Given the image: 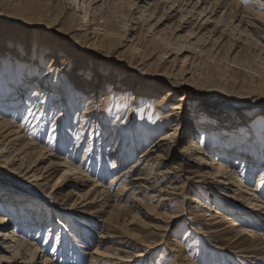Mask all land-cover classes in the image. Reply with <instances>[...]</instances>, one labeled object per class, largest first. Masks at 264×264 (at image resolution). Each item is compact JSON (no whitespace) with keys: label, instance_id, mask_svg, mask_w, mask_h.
<instances>
[{"label":"rangeland","instance_id":"374dc122","mask_svg":"<svg viewBox=\"0 0 264 264\" xmlns=\"http://www.w3.org/2000/svg\"><path fill=\"white\" fill-rule=\"evenodd\" d=\"M83 1L87 7L82 6ZM248 1L242 0V7L248 6ZM213 2L215 0H203L196 11ZM260 3L262 5L257 10L264 13V1ZM227 4L226 0H221L218 6L214 4L216 14L210 22L204 23L196 12L179 11L178 6H174L175 10L170 9L169 0H0V96H4L0 97V114L11 116V109L2 104L11 99L10 95L15 96V90L27 87L33 93L46 73L52 72L50 81H45L46 88L40 89L44 93L41 102H35L36 107L30 106L32 101L23 103V112L12 115L11 120L16 125L21 124L24 131L25 115L32 113L28 135L35 141H41L47 149L60 153L61 157L73 156L77 147L75 138L69 142L61 139L60 134L53 137L51 130L55 115H59L61 106H66V102L74 107L71 117L78 116L74 126H79L88 99L95 94L96 105L100 103L98 100L104 99L98 110L105 111L107 129L113 128L116 133L121 131L124 136L131 132L138 147L124 167L137 160L143 150L169 131L171 123L163 126L161 114L155 107L158 99L168 91V82L160 75L165 69L177 72L178 78L183 81L182 85L174 88L173 99L166 110L179 103L183 94L193 93V89H198L206 97L204 102L194 96L186 100L187 104L180 114L182 119L175 146L171 150L157 152L163 154L160 163L164 167L185 166L178 178L180 180L176 181L178 185H184L186 181L181 194L172 195L176 199L164 208L154 207L159 196L150 197L152 193L161 192L149 190L144 195L139 194L144 208H140L136 218H133L132 200L127 202V212L112 218L113 222L103 220L110 207L104 206L102 201L82 214L79 194L89 189L95 180L107 184L112 176L109 171L112 158L103 162L99 151L91 163L89 159L86 161L93 180L82 185L76 178L78 174L70 176L64 181L67 184L61 186L60 194L52 191L64 168L53 173L46 182L32 177V173L26 174L14 162L0 156V200L6 199L12 204L5 208L1 206L4 208L2 213H9L10 218L16 217L15 212L24 213L31 225L24 227L27 232L33 233L26 234V238L38 245L40 250L43 249L42 253L39 251L40 256L46 249L47 256H54L57 264H90L87 252L98 247L101 235H108L100 248L107 254L120 256V259H113L118 264L122 263V258L137 259L132 264H264L262 213L251 212L248 204L238 197L239 193L229 191L225 184L217 181L218 177L210 176L207 165L200 164V161L216 156L233 159L229 165L235 166L237 158L250 152L252 155L243 159L244 164L247 162L246 167L243 164L235 166L241 176H246L252 168L251 179L245 184L248 188L257 186L264 169V18L244 17L240 24L246 27L249 34L233 32L225 26L226 22H222L223 25L213 22ZM186 7L188 5L185 4L184 9ZM84 10H89L91 15L96 14L102 24L98 27L104 29L101 32L107 29L113 33L112 44L101 42L103 37L94 40V34L83 25ZM241 10L238 8L232 14L235 25L240 22ZM228 16L229 13L225 19ZM142 48L151 54L143 55ZM161 54L163 59L167 56L166 61L158 58ZM78 55L84 56L80 63L75 62L79 59ZM65 57L69 62L64 65ZM53 62L55 64L50 71ZM75 66H80V72L73 70ZM184 76L192 77V81ZM119 81L121 85L117 84ZM251 84L253 87H250ZM135 90L138 97L132 101ZM58 91L61 94L59 97L55 96ZM81 94H84L83 97H80ZM240 96H246L248 101L240 107H233L235 111L227 112L234 115L229 124L234 129L229 131L217 120L218 115L222 117L225 114L218 113L220 108L216 103L240 101ZM46 112L49 119L45 122L42 116ZM89 136L79 149L78 163L84 157ZM191 140L202 146L210 156L201 154L202 159L197 160L190 153L189 156L180 152ZM185 156L191 162L183 163ZM48 163L43 164L46 166ZM104 165L110 169L101 172ZM255 193L264 194V180ZM221 201L234 204V219L239 221V225L240 219L246 220L243 225L257 230L259 236L246 235L236 240L230 223H222L219 226L221 230L210 232L215 210H224ZM224 211L225 215L233 216ZM206 213L212 215L206 216ZM159 216L170 227L164 238L157 234L154 238L152 233L156 225L163 223V218H156ZM128 238L144 243L135 249L124 244L123 241ZM240 249H248L249 254L255 257L248 258L250 262L243 260V263L241 259L244 258L236 253ZM139 253H144V256L139 257ZM39 255L34 264H42ZM26 260L11 252L0 260V264H29Z\"/></svg>","mask_w":264,"mask_h":264},{"label":"bare ground","instance_id":"6f19581e","mask_svg":"<svg viewBox=\"0 0 264 264\" xmlns=\"http://www.w3.org/2000/svg\"><path fill=\"white\" fill-rule=\"evenodd\" d=\"M169 1L171 2L170 9L175 10L174 6H178L179 11L186 10L189 14L192 12H196L199 20H204L203 22L207 23L210 22L209 20H211V18L214 17V14H216L215 12L216 8L213 7V5L215 4L216 6H218L221 0H215L213 4L210 3L209 6L207 4L206 6H203L201 9L197 11L196 9L203 4V0H196L195 3H193V0H169ZM223 1L225 0H222V2ZM226 1L228 3L226 9H224V11H222L218 17H215L213 19L214 20L213 22H216L217 24H222V22L224 23L226 22L225 26L229 27L233 32L237 31L240 34H242L243 32L245 34L248 33L246 27H242L241 25L244 17H249V15H253L252 17L253 18L255 17L256 19L264 18V13L257 10L258 7H261L260 5H262L260 3L261 0H249L248 6L246 5L245 7H242L243 5L242 0H226ZM84 4L85 1L82 2L83 7L86 6V4L85 5ZM102 4H104V2ZM185 4L188 5V7L184 9ZM225 4H223L222 6L225 7L224 6ZM238 8L240 10L242 9L240 11L241 19L239 24L235 25L232 14L235 13ZM93 12L96 13L95 11ZM84 13H85V19L83 21L84 23L83 25L87 27L88 31L90 30L89 31L90 33L94 34L93 36L94 40L97 41L98 38L103 37L101 39L102 40L101 42L106 44L110 42L112 44L111 36H113L112 35L113 33L111 34V32H109L107 29H106L107 31L105 30V32H101L104 29L101 30L98 27V26L101 27L102 24H100L101 21L96 16V14L91 15L89 10H84ZM228 13L230 16H228L225 19L226 14ZM209 14L211 15L208 16ZM142 53L143 55L151 54L148 53L147 50L144 48H142ZM78 56L79 59L75 62L80 63L84 56L83 55H78ZM158 58H160V60L164 62L166 61L165 58H167V56H164L163 59V54H161L158 55ZM53 59L51 60V62L53 61ZM67 62H69L68 57H65L64 65L65 63L67 64ZM156 63L158 62L156 61ZM54 64L55 62H53L52 65L50 64V71L53 69ZM150 64L151 63H149V65ZM84 65H86V63ZM126 65L131 66L128 63ZM81 67L84 69L82 65ZM156 67L158 68L157 65ZM63 69H65L64 66ZM78 69H80V66L79 67L75 66L73 68V70L76 71ZM78 72L80 71L78 70L76 73ZM51 74L52 72H49L48 74L46 73L44 78H42L43 79L42 82L38 83L37 90L33 91V93H30V90L27 89L26 87V89L23 90H19V89L15 90L14 91L15 96L10 95L11 99L8 100L7 103H4L2 105H7V108L11 109L10 111L12 112L10 114L11 116L16 115V113L23 112L25 108L23 103L29 104V102L32 101L30 106L36 107L35 102L36 104H38V102L39 103L41 102L42 95L44 93L43 90L40 89L41 87H43L44 89L46 88L44 86L45 81L46 80L50 81L49 76ZM160 75L165 77V79L167 80L168 91L158 99L155 107L157 109V113L161 114L163 126L164 125L166 126L168 125V123H171L169 127V131H167V133L165 134H162L159 139L155 140L153 143L150 144V146L147 149L143 150L139 154L138 159L135 160L133 163L122 167L123 165H126V163L129 162V159L132 157V155L135 154V151L138 149L137 144L134 143L133 134L130 132L129 135L128 132V134H126L127 136H124L121 131H118L116 133L113 128L107 129L105 123L106 117L104 116L105 111H103L102 109L98 110V108H100L104 104L103 103L104 99L101 97L102 99L98 100L100 102L99 105H96L97 101L95 94H93L88 99L87 106L83 110V114L81 115V120H80L81 124L79 126H74V122L76 123V120H78V116L71 117L72 112L75 111H73L74 107L68 102H66L67 103L66 106L64 107L61 106V111L60 113H58L59 115L57 114L55 115V120L51 127L53 137H55L56 135L58 136L60 134L59 136L61 139L64 138V140H68L69 142H73V139L75 138L77 140V147L75 152L73 153V156L70 154L71 151H69L70 156L67 155L65 157H61L60 153L57 152L55 153L53 150L47 149V147L43 145L41 141H35L33 140L32 136L28 135L27 127L29 124L32 123L33 120L32 113H26L25 115V120L23 121V124H25V129H24L25 132L22 130L21 124L16 125V123L11 120V116L3 117L0 114V156L3 157L8 162H14V164H16V166L19 169L25 170L26 174L32 173L31 174L32 177L36 178L37 180H42V181L44 180L46 182L50 180V176L53 173L57 172L61 168H64L65 170L60 176L58 182H56L55 185L53 186L54 190L52 191L55 194H60L61 186H63L64 183H65L64 186L67 184V182L64 181H66L67 179L69 180L70 176H74L78 174L76 178L80 180L82 185H85L89 181L93 180V178L90 177L91 175L90 172L88 171L89 167L86 168L87 165L86 161L89 159L91 163V160L93 159L94 155L96 154V152L99 151L100 159L103 160V162H105L104 160L108 161L109 158H112V164L110 167L111 169L106 167V165L102 166L103 168L101 169V172L103 170L110 169L109 171L112 174V176L107 184H102L98 180H95V183H93V185L89 189H87L84 193L79 194L78 196L80 200L79 202L82 204V209H83L81 210L82 214H84L87 210H89L90 207L94 206L98 201H102L104 206L110 207L107 217L103 218V220L105 219L106 221L113 222L112 218L118 216L121 217L124 212H127L126 206L130 202V200H132V209H133L132 213H135L133 218H136V215L138 214L137 212L140 210V208L143 207L142 205L144 204L143 198H140L138 196L139 194L142 195L146 194L145 192L149 190H157L161 192V193H152L150 197L159 196V201L154 207L164 208L168 202L171 203L174 199H176L175 196L172 197V195H177V196L180 195L181 194L180 190H182L185 187L186 181L184 185L176 184V181L180 180L178 178H180V176L182 175L185 166L181 164L178 167H171V168L164 167V165L160 163L163 154L157 152L160 150H171L172 147L175 146V142H176L175 138L177 136V131L180 128L181 119H182L180 117V114L182 110L185 108V105L187 104L186 100L190 96H194V97H199L204 102V100H206V97L202 96L200 92H198V89L196 90L193 89V93H191L190 95L186 93L183 94L181 96L180 99L181 101L179 103L173 104L172 109L166 110L173 99L172 98L173 96L171 95L175 93L174 88L182 85L181 82L183 81H181V79L178 78L179 75H177V72L172 71V69L170 70L167 68L165 69V72H162ZM57 78L59 77L57 76ZM184 78L186 80L192 79V77L187 78L186 76H184ZM80 83H83V81H80ZM120 83L122 84L121 81H119L117 84L121 85ZM189 84L191 83L189 82ZM112 87L113 85L111 86V88ZM250 87H253L252 84L250 85ZM136 92L137 91L135 90V92L133 93L134 96L132 98V101L138 97L136 95ZM46 93H48V91H46ZM4 95H6V93ZM60 95H61L60 91L56 92L55 94V96L57 97H59ZM83 95L84 94H81L80 97H83ZM75 96H77V93H75ZM0 97L3 98L4 96L1 95ZM45 97L48 98L47 95ZM242 97L240 96V101L228 100L224 102L217 101L216 103L217 104L216 106L220 108L218 113L225 114L222 117L218 115L217 120L221 122L222 125H224L226 129L229 131L234 129L233 126L229 125L234 115L227 112L229 110L235 111L234 110L235 108L233 107L236 108L240 107L244 102L248 101V98H246V96H242ZM42 102L45 103L46 101H42ZM132 110H134V108H132ZM42 117L45 122L48 121L49 119L47 116V112ZM37 120L38 119H36V122H38ZM45 122H43V124H46ZM69 122L72 123L70 124ZM86 135L89 136V140L87 141L88 145L85 150L86 152L83 155L84 157L81 159V162L78 163L77 154H79L80 152L79 149L82 143L84 144V141H86L87 138ZM106 146L108 147L105 150L104 147ZM180 152L184 154L190 153L192 156L194 155L195 158H197V160L202 159L201 154L210 156V154L205 149H203L202 146L198 144L196 145L194 140H191L189 145H185ZM246 155L249 156L252 154L250 152H247L246 154H242V158H237L236 160L237 164L235 166L238 167L240 164H243L246 167L247 162L246 164H244V160H243L245 159ZM183 160H184L183 163L191 162L186 156L183 158ZM232 160L233 159L229 157H225V159L223 158L219 159L216 156H212L211 159L208 161H200V164L207 165L211 173L210 176L218 177L217 181L225 184L226 185L225 187L229 191H233L234 194L239 193L238 197L240 196V200H244L246 204H248L249 208L251 209L250 211L255 213H262V218H263L264 194L263 193L258 194L255 192L260 190L262 180H264V169L260 173L261 177L258 178L257 186L255 188H248L246 187L245 184L249 182L251 179L252 168L251 170H249L246 176L244 174L241 176V174L238 173L237 167L229 165V161ZM47 161H49V163L46 166H44L43 163H46ZM82 165L83 167L85 166L84 169ZM248 167H250V165ZM224 174H227V176H224ZM220 177L225 180H220L221 179ZM171 179L172 181H170L164 187L163 185ZM216 190L218 189L216 188ZM250 190L251 192H249ZM194 201L199 202V204L201 203L200 200L197 199H194ZM221 203L225 211L224 210L221 211L216 208L217 210L215 209L214 210L216 211L217 215L216 214L212 215L208 213L205 214L206 216L212 215L211 218L214 219L212 221L213 223H210L211 226L210 232H216L221 230L219 226L222 223H230L229 227L232 229V232L233 230L235 231L236 240L246 235L252 236L254 238L259 236V232H257V230L243 225L244 222H246V220L240 219L241 223L239 225L238 223L239 221L237 222L236 218L234 219L233 214H236V209L233 206L234 204L232 205V203L230 204L224 201L223 202L221 201ZM11 205L12 204H10L6 199L0 200V207L1 206L9 207ZM4 208H0V254H1L0 260H4L7 253L13 252L15 253V256L18 257L20 256L23 257L24 259H27L26 261L29 264H34L33 262L36 263L38 261L36 256L40 254L39 251H41L42 253L43 249L40 250L38 245L36 246L34 242L26 238L27 236L26 234H29L30 232H27V228L24 226L30 227L31 226L30 222H28L24 213L18 214L17 212H15L16 217L10 218L9 213H5V214L2 213V210H4ZM210 209L212 210V207ZM223 211L225 213H230V215L233 216L225 215ZM164 214L165 213H162L161 215L164 218H166ZM162 216L156 218L162 219L163 218ZM164 218H163V223L161 225L159 224L156 225L155 230L152 232L154 238H156L155 237L156 234L163 236V238L167 235L168 229L170 227L166 224V221L164 222ZM59 224L63 225L62 222H59ZM51 228L52 227H50L49 229ZM107 236L101 235L102 240L101 241L99 240L98 247L94 251L87 252L89 253L90 256V264H118L116 260L113 259L114 258L120 259V256L117 257L115 255L107 254L105 251L101 250L100 248V246L103 244ZM36 238L38 239V236ZM123 242L124 244H127L128 246H131L133 248L137 246L141 247V245L144 243L138 240L137 241L131 240V238H128ZM46 252L48 253V251L44 249V253L42 254V256L39 255L40 257H38L41 258L42 264H57L58 261H56V259L53 258L54 256L49 257L47 256L48 254H46ZM236 253H238L237 256H240V258H244L241 259L243 263H244L243 260H248V258L250 257L252 258L255 257L254 254H249L248 249L247 251L246 249H240ZM137 255L141 257L144 256V253H139ZM121 261L122 263L120 264H132V262L137 261V259L122 258Z\"/></svg>","mask_w":264,"mask_h":264}]
</instances>
